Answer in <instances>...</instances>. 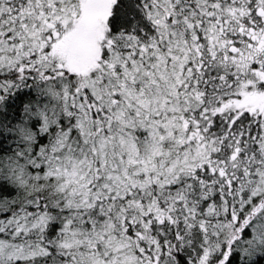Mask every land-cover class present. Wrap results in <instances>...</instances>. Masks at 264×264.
<instances>
[{
  "label": "snow or ice",
  "instance_id": "1",
  "mask_svg": "<svg viewBox=\"0 0 264 264\" xmlns=\"http://www.w3.org/2000/svg\"><path fill=\"white\" fill-rule=\"evenodd\" d=\"M0 264H264V0H0Z\"/></svg>",
  "mask_w": 264,
  "mask_h": 264
}]
</instances>
